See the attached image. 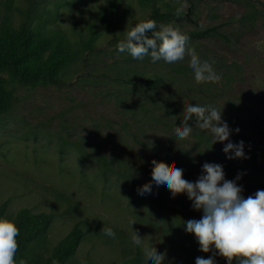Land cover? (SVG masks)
Segmentation results:
<instances>
[{"label": "rangeland", "instance_id": "1", "mask_svg": "<svg viewBox=\"0 0 264 264\" xmlns=\"http://www.w3.org/2000/svg\"><path fill=\"white\" fill-rule=\"evenodd\" d=\"M167 1L183 10L189 5ZM190 5V21L162 25L217 26L218 33L190 39L187 47L201 61H215L222 75L218 83L197 84L187 54L169 64L118 52L117 44L147 12L143 0H0V25L7 16L14 26L28 19L31 25L63 31L73 45L87 35L91 20L99 33L93 49L62 72L60 83L7 84L16 99L0 114L3 218L11 220L21 207L52 214L47 233L31 244L27 264L46 257L74 226L83 229V236L66 264H118L129 258L154 264L145 259L142 246L133 244V231L166 252L163 264H195L197 257L228 264L214 246L200 251L195 235L186 232L184 222L203 215L186 193L173 198L166 185L154 183L151 193L137 191L152 181L153 160L175 162L190 182L203 174L205 162L220 164L225 179L236 180L205 139L194 131L184 140L175 135L185 106L209 104L222 111L231 130L229 141L216 146L223 150L228 142H244L247 158L232 160L254 181H244V187L236 181L241 195L264 190V0H190ZM101 13L116 23L113 30ZM115 65L162 75L166 84L158 92L125 85L114 78ZM190 122L196 125L194 117ZM103 228H111L115 237Z\"/></svg>", "mask_w": 264, "mask_h": 264}, {"label": "clouds", "instance_id": "2", "mask_svg": "<svg viewBox=\"0 0 264 264\" xmlns=\"http://www.w3.org/2000/svg\"><path fill=\"white\" fill-rule=\"evenodd\" d=\"M157 23L149 19L137 23L127 31L125 39L117 44L119 53L127 51L133 59L143 60L151 56V62L156 63L163 59L166 63L182 61L185 55L190 56V67L194 72L197 84L218 83L222 75L218 74L213 64L201 61L194 48L187 47L190 37L172 25H161L156 31ZM151 33V36H149ZM195 118L196 128L209 130L215 142L229 141L231 130L229 125L222 121V111L213 105H187L183 111V122L176 127L175 135L187 139L193 132L189 121ZM238 133L239 128L235 129ZM223 152L234 153L227 155L228 159H246L244 142H228ZM151 172L152 181L144 184L137 191L144 195L151 193L152 184L166 185L175 198L186 193L193 202L195 210H202L199 220L190 219L186 223V232L194 234L200 246L199 250L208 253L218 250V254L226 258L228 264H264V190H257L254 195L244 198L241 195L242 187L236 181L241 179L238 174L236 180H226L223 167L220 164L205 162L202 166V175L195 182L183 178V170L173 162L153 160ZM135 222H132V225ZM104 234L115 237L111 228H103ZM19 228L14 219L0 218V264H16L15 256L18 251L17 237ZM132 242L142 246L147 261L154 264H163L166 252L161 253L154 246L144 243V238L133 231ZM163 243V240H160ZM217 253H213V257ZM19 264H25L23 260ZM195 264H215L214 258L197 257Z\"/></svg>", "mask_w": 264, "mask_h": 264}, {"label": "trees", "instance_id": "3", "mask_svg": "<svg viewBox=\"0 0 264 264\" xmlns=\"http://www.w3.org/2000/svg\"><path fill=\"white\" fill-rule=\"evenodd\" d=\"M184 1L189 4L186 10L179 9L177 5H173L167 0H143L147 12L142 16V22L149 19L155 20L156 31H159V25L165 22L190 21L194 7L190 5V0ZM100 19L109 23L103 13L100 14ZM109 24H111L112 30L116 26L113 21ZM176 28L188 35L190 39H199L219 32L216 25ZM98 34L95 21L91 20L87 26V35L76 45H73L63 31L46 30L43 26L31 25L28 19L14 26L10 17L7 16L0 25V114L7 111L16 99L13 91L7 88L8 83L31 88L48 83H60L63 81L62 72L77 58L83 56L86 50L93 49ZM112 69L117 74L114 75V78L125 85H138L144 90L158 92L160 87H164L166 84L162 75L153 72L123 65H115ZM190 126L193 127V131L198 137L206 140L210 148L209 151L216 154L227 169L236 173V176L241 175L238 182L243 187L245 186L244 181H254V177L244 167L227 158V155L216 146L205 130L196 128L192 122H190ZM6 205L7 200L0 203V218L4 216ZM12 219L15 220L19 228L16 264H19L21 260L27 264L26 255L29 248L34 241L47 233L52 222V214L43 210L33 211L28 207H21ZM82 236L83 229L74 226L58 241L52 251L36 264H66L76 253ZM118 264L138 263L136 258H129Z\"/></svg>", "mask_w": 264, "mask_h": 264}]
</instances>
